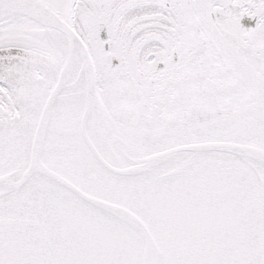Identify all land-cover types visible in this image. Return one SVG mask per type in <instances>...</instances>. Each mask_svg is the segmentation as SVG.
Masks as SVG:
<instances>
[{
    "label": "snow or ice",
    "instance_id": "6c2138e0",
    "mask_svg": "<svg viewBox=\"0 0 264 264\" xmlns=\"http://www.w3.org/2000/svg\"><path fill=\"white\" fill-rule=\"evenodd\" d=\"M0 264H264V0H0Z\"/></svg>",
    "mask_w": 264,
    "mask_h": 264
},
{
    "label": "flooded vegetation",
    "instance_id": "af4514ba",
    "mask_svg": "<svg viewBox=\"0 0 264 264\" xmlns=\"http://www.w3.org/2000/svg\"><path fill=\"white\" fill-rule=\"evenodd\" d=\"M244 23H245L246 26H249V21L247 20V18H245ZM254 24H255V21H252L251 22V26H254Z\"/></svg>",
    "mask_w": 264,
    "mask_h": 264
}]
</instances>
